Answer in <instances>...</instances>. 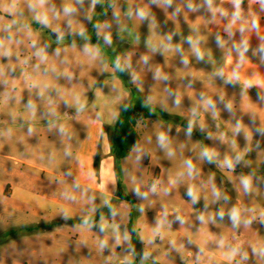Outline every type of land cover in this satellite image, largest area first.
Listing matches in <instances>:
<instances>
[{
    "label": "rangeland",
    "instance_id": "rangeland-1",
    "mask_svg": "<svg viewBox=\"0 0 264 264\" xmlns=\"http://www.w3.org/2000/svg\"><path fill=\"white\" fill-rule=\"evenodd\" d=\"M180 6V0H0V186L34 192L29 200L18 193L0 196V264H237L240 257L228 254L238 242L249 254L243 264H264L250 247L264 242V53L248 50L247 63L237 67L229 40L221 47L228 58L213 56L205 45L198 59L177 21L167 31L139 24L142 7ZM65 7L76 11L66 15ZM245 9L252 10L249 2ZM259 9L253 6L264 14ZM38 15H47V25ZM259 25L264 27L262 19ZM39 48L44 61L35 55ZM6 50L10 55L2 54ZM234 71L239 79L229 80ZM205 99L215 103L214 110ZM133 104L146 105L155 116L138 124L140 142L127 158L105 159L101 144L111 152V125ZM237 122L243 125L239 133ZM92 129L100 189L87 171V187L68 179L79 178L80 158L67 175ZM161 133L167 138L163 147ZM205 148L214 153L212 162L200 157ZM226 158H233V168L224 165ZM188 159L197 174L185 172L180 179ZM244 177L252 179L250 193L242 188ZM107 183L127 198L104 196ZM36 202L46 210L36 212ZM232 207L256 218L233 227ZM96 213L98 220H87ZM131 215L135 244L128 231Z\"/></svg>",
    "mask_w": 264,
    "mask_h": 264
},
{
    "label": "crops",
    "instance_id": "crops-1",
    "mask_svg": "<svg viewBox=\"0 0 264 264\" xmlns=\"http://www.w3.org/2000/svg\"><path fill=\"white\" fill-rule=\"evenodd\" d=\"M135 1H140V0H135ZM175 0H172V2ZM179 1V0H177ZM182 1V6L180 7H175L174 9H166V10H161V11H156L147 7H142V10H144L147 13V17L145 19H141L139 17V24L141 26H145L148 24L152 25H159L161 28L160 31H167L165 29V26L167 24H172L174 21H177L180 23L181 28H186L184 29L188 34V38L191 37V40L193 41L194 46L193 47H205V45L208 46V49H210L211 54L215 57H223V58H228L229 57V52H225L221 50L229 40L230 43L233 42L234 44H238L239 41L242 39V34L236 30L234 27L232 29L233 35H229V33L225 30L230 17L231 13L233 11V5L231 4L230 0H214L213 7L214 8H220L226 12L229 13L227 17H222L218 12L213 13L207 9V6L203 4V0H180ZM189 2L193 3L194 6L197 8L196 11H191L188 8ZM249 2L250 6H252V10L247 11L245 9V5ZM257 6V8H260V5L258 3H255L254 0H244L242 4V9L244 10L245 16H248L249 13L256 14L259 19H262L264 21V14L260 12H256L253 10V6ZM177 9H179V12H177ZM258 11H261L259 9ZM84 25H87V20H85ZM150 29V27L148 28ZM244 35H246L249 39V50L252 51V49H257L260 46L261 43V37H264V27L263 25H260L258 32L252 31V32H246ZM220 38L222 43L217 42V38ZM197 41L199 42L197 44ZM244 64L247 63L246 59L243 61ZM251 85H254V83L251 82ZM117 119V118H116ZM116 120L112 123V126ZM108 125V123H105ZM104 124V125H105ZM95 126V124H94ZM109 126V125H108ZM1 135L2 132L0 131ZM17 135V133H16ZM6 137V135H4ZM93 139H94V131L93 129L89 131L88 136L85 138L83 141L82 145H80V148L78 150V153L71 165L67 169V175L70 174L72 171L73 167L75 164H77V160L80 158L79 163L77 164L78 168V177L79 178H70L68 179L70 181L76 182L80 185L83 184V179L85 177L84 171H87L86 177L88 178L89 182L97 181L93 187H96L97 189H100L101 187V182H100V177L97 174L95 170V161H96V156L92 155L93 154ZM103 143V139H102ZM100 149L102 151L101 155L107 158H113L114 157L111 155V152H103V144H101ZM104 182V180H103ZM109 184L107 191H103L102 194L105 196H116L117 197V189L114 187L111 183ZM84 185V184H83ZM90 184L85 183L84 186H88ZM16 193H18V196L23 197L27 200H29V197L34 195V192L25 189L22 187H18L16 190L10 186V185H3L0 186V196L4 198H11L13 197ZM107 203L106 200H103L100 204L105 205ZM36 207L39 212L41 209L46 210L47 205L41 204L36 202ZM6 212H9L6 210Z\"/></svg>",
    "mask_w": 264,
    "mask_h": 264
},
{
    "label": "clouds",
    "instance_id": "clouds-1",
    "mask_svg": "<svg viewBox=\"0 0 264 264\" xmlns=\"http://www.w3.org/2000/svg\"><path fill=\"white\" fill-rule=\"evenodd\" d=\"M45 2V0H39L40 4H43ZM79 2H82V0H79ZM98 2V0H92L93 4H96ZM154 2H156V0H154ZM164 2L167 5H171L172 4V0H164ZM231 4L233 5V11L231 13V17L229 20V23L226 27V31L229 33V35H233V31L232 29L235 27L236 30H238L241 34H242V39L239 41L238 44H235L234 47L236 48L237 54H238V58H239V63L237 64V67L240 66V63H243V61L246 58V54L248 53L250 44H249V39L246 35H244L246 32H252V31H256L258 32L259 30V18L256 14L253 13H249L248 16H245L244 14V10L242 9V4L244 2V0H230ZM255 3H258L260 5V9L261 11H264V0H254ZM203 4L207 6V9L213 13H219L222 17H227L229 15L228 12L220 9V8H214L213 4H214V0H203ZM188 8L191 11H196L197 8L194 6L193 3L189 2L188 4ZM76 11V9L74 7H65L64 8V12L65 14H71L74 13ZM177 12H179V9H177ZM137 15L141 18V19H145L147 17V13L144 10H138L137 11ZM37 20H39L41 23L47 25L48 23V17L47 15H38ZM9 28L11 27V25L8 26ZM82 34V33H81ZM169 40H171V37L168 38ZM261 43L259 48L256 50L259 53H264V37H261ZM105 40L107 43H111V36L110 35H106L105 36ZM9 42H11V38H9ZM188 42L192 43L191 37L188 38ZM217 42L218 43H222V41L220 40V38H217ZM199 42L197 41V44ZM36 41L33 40L32 41V45L35 46ZM0 48H4V41L0 40ZM86 52L92 51L91 49L85 48ZM3 55H10V51L6 50L2 53ZM35 55L41 60L44 61L47 59L45 51L43 48H39L36 52ZM195 55L197 56L198 59H203V53L200 51L199 47L195 48ZM261 60L262 62H264V55H261ZM187 61H185L186 63ZM117 65L119 66V61H117ZM219 75L221 77H223V73H219ZM239 79V75L236 71L233 72V74L229 77V80H238ZM251 83V82H249ZM223 98H221L222 100ZM206 103V105L211 108V109H215V103L211 100V99H205L204 101ZM226 110L231 111V105H225ZM243 129V125L240 122H237L235 125V129L234 131L239 133L241 130ZM264 130V129H262ZM192 131V127H191V122H189V128H188V134L190 135ZM159 142L161 143V146L163 147L166 141V136L164 133H161L158 137ZM169 155H172L171 152H169ZM200 157L202 159H205L209 162H212L213 157H214V153L210 152L207 148L203 149L202 152L200 153ZM242 159V155L241 154H237L234 158L235 163H239ZM234 160L233 158H226L224 160V165L231 169L234 167ZM185 164V171L182 172H178L177 173V177L182 179L185 175V172L187 174L188 177H194L197 174V169L195 167V165L193 164L191 159H188L184 162ZM179 180L177 179H173L172 183L176 184L178 183ZM241 185L242 188L244 190L245 193H250L251 192V188H252V179L251 177H244L241 180ZM137 191H139L137 189ZM152 191L155 192L156 191V185L154 184L152 186ZM188 195L192 198V201L195 203L198 200V196L196 193V189L194 186L190 185L188 187ZM212 194L216 199H220L221 197V193L219 191H217L215 188H213L212 190ZM224 199H227V197H224ZM219 217L221 219L224 218L225 213L223 210H221L218 213ZM261 219L264 220V213H261ZM228 217L233 225V227H239L241 224H243L244 226H248L252 223V221L256 218L255 216H251V217H246L243 215V210L241 208L238 207H232L229 212H228ZM179 219V218H178ZM199 219L201 221L204 220L203 216H200ZM103 225H101V230H103ZM157 232H159V228L157 229ZM120 237L117 235V242H119ZM124 239L127 240L128 239V235L125 234L124 235ZM220 245L223 246L224 245V240L221 239L219 241ZM107 245V241H101L100 242V247H106ZM252 253L254 256H256L259 259L264 260V242H257L254 244L250 245ZM149 253L145 252L143 259H147L148 258ZM229 258L233 259L237 256L240 257V260L237 261V264H243L244 261H247L249 259V254L246 250H244L242 248V242H238L235 246L230 247V251H229Z\"/></svg>",
    "mask_w": 264,
    "mask_h": 264
},
{
    "label": "trees",
    "instance_id": "trees-1",
    "mask_svg": "<svg viewBox=\"0 0 264 264\" xmlns=\"http://www.w3.org/2000/svg\"><path fill=\"white\" fill-rule=\"evenodd\" d=\"M155 116L153 109L146 105L133 104L128 105L119 115L116 122L112 126L110 134L111 155L115 161L127 158L133 149L140 142V133L138 124L149 120ZM120 199H126L127 196L118 190ZM101 217V213L93 214L87 217L89 221H96ZM128 231L132 236V242L135 244V229L133 226V217L131 215Z\"/></svg>",
    "mask_w": 264,
    "mask_h": 264
}]
</instances>
